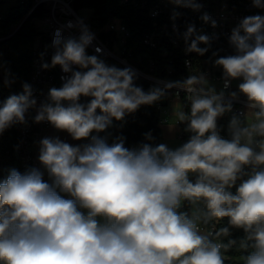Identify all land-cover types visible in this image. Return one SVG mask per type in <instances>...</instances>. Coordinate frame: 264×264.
<instances>
[{"label": "clouds", "instance_id": "obj_1", "mask_svg": "<svg viewBox=\"0 0 264 264\" xmlns=\"http://www.w3.org/2000/svg\"><path fill=\"white\" fill-rule=\"evenodd\" d=\"M253 2L261 6V0ZM77 26L78 36L64 35L65 27ZM193 32L190 26L185 38ZM208 39L196 36L188 51L203 55L207 49L197 45ZM93 40L83 20L54 30L51 66L71 77H61L62 87L49 90L52 103L43 104L35 117L74 140L104 131L113 118L122 120L164 95L159 88L145 93L136 86L132 69L110 67L88 54ZM231 42L237 54L216 64L225 77L243 79L239 90L249 101L244 119L233 116L229 122L231 139L219 135L217 118L232 104L223 102V92L203 87L202 75L175 82L191 104L189 113L175 111V122L186 121L194 133L175 150L165 144L129 150L123 139L110 145L98 136L82 146L42 139L39 161L51 182L37 168L12 170L0 180V264H225L224 251L236 240L223 243L218 237L228 236L229 228L204 234L200 227L224 218L246 234L239 247L251 251L240 258L243 264H264V16L244 18ZM23 87L24 94L10 96L0 107V134L14 121L24 122V113L37 103L31 87ZM81 96L91 97L86 107Z\"/></svg>", "mask_w": 264, "mask_h": 264}, {"label": "trees", "instance_id": "obj_2", "mask_svg": "<svg viewBox=\"0 0 264 264\" xmlns=\"http://www.w3.org/2000/svg\"><path fill=\"white\" fill-rule=\"evenodd\" d=\"M151 0H73V8L79 11L81 8H89V25L98 30L100 36L111 43L117 33L113 30H105L106 24L117 19L124 24L125 40L121 48L125 50L127 59L145 72L166 78H176L186 71L183 64L185 55L189 56L197 66L202 67L204 60L221 58L222 52L218 39L209 32L208 22L202 17L207 8L219 4L223 0H185V3L177 4V9L162 10L156 16L149 15ZM157 1V0H154ZM229 2L244 3L253 0H228ZM166 3L173 0H165ZM189 5L185 7V5ZM200 5L195 8L191 5ZM173 5L176 3L173 2ZM261 8L264 9V0H261ZM31 0L22 4H16L8 8L7 16L0 21V107L12 95L24 94V85L29 84L31 61L34 56L33 43L39 30L34 25L33 19L43 16L45 9L38 7L28 14ZM178 13V15H177ZM176 23V42L167 40L174 30L171 25ZM192 26L194 32L191 36L186 34ZM198 35H206L207 43H198L201 49H207L203 55L194 51H188L193 39ZM148 36L149 42L144 41ZM153 43V44H152ZM100 60L110 66V62L98 56ZM75 70H80L79 66ZM133 83L147 93L148 84L145 79L134 76ZM91 97L81 96L79 103L87 106ZM65 106L69 103L63 102ZM99 112V110H97ZM158 112L153 104L141 105L132 113H125L122 120L112 119V123L101 132H93L91 136H98L107 140L108 144L119 142L123 139L124 147L129 150L139 149L144 144L155 147L161 144L162 130L158 121ZM217 128H219L217 126ZM222 128V127H221ZM225 128V127H223ZM148 134L151 139H148ZM17 130L13 123L0 134V180L6 178L12 170L21 171L18 153L16 150ZM196 177H193L194 182ZM238 185V182H237ZM235 193V187L231 189ZM189 208L185 202L181 210ZM207 228L213 227L215 233L220 228H229V235H221L218 240L227 243L229 239L236 240V244L224 251L225 264H243L241 257L247 255L239 247L246 234L243 229L231 227L227 218L216 222L212 221ZM213 239H216L214 236ZM250 243V242H249Z\"/></svg>", "mask_w": 264, "mask_h": 264}, {"label": "built area", "instance_id": "obj_3", "mask_svg": "<svg viewBox=\"0 0 264 264\" xmlns=\"http://www.w3.org/2000/svg\"><path fill=\"white\" fill-rule=\"evenodd\" d=\"M18 1L16 4H22L21 0H0V5L4 2ZM126 1V0H123ZM73 0H34L31 12L38 7H43L45 12L43 16L33 19L34 25L39 30L36 36L33 49L34 56L31 61L29 84L32 89V97L41 106L45 98L49 96V90L51 88L62 87L65 80L61 77L70 78L71 72L64 73L59 65L55 67L51 66V58L56 51V48L52 46L53 33L54 30L60 28L67 24L68 21L75 23L77 20H83V23L88 26L91 33L94 34V40L92 45L87 48V52L90 55H97L107 59L110 62V67L114 66L118 69L130 68L136 75L146 80L148 84V90L151 91L155 88H159L163 91L164 95L153 104L154 108L158 112L159 123H166L168 118V104L174 99L180 101L182 105V111L185 113L190 112V101L187 99L186 90L183 88L175 86V82H183L190 76H203L207 81L206 85H202L206 88L215 89V93H224L223 102L231 103L232 110L225 112L222 116L217 118V131L219 135L224 139H231L229 132V117L233 116H244L249 112V101L248 98L239 92V84L243 83L242 78L233 79L231 77H225L224 70L222 66L216 64V60L219 58H212L210 60H204L203 66L199 67L193 60L185 55L183 59V64L185 66V73L180 77L176 78H166L163 76L155 75L150 72H145L137 67L134 63L130 62L125 55V50L121 48V44L125 40L124 34V24L117 19L109 22L105 26V30H113L117 33V36L111 43L104 40L98 30H95L89 25L88 16H82L79 11L73 8ZM13 4V5H16ZM12 5V6H13ZM187 5V4H186ZM185 7H188L187 5ZM11 7V6H10ZM255 6L253 1H244V3L229 2L228 0H223L217 5H213L207 8L202 14L209 17L207 20L209 32L212 36L218 39V44L221 48L222 57H227L230 55H236L235 45L231 42V36L233 30L238 29L244 18L248 16L261 15L264 16V9ZM177 9L178 5H173V2L166 3L165 0H151L149 5V15L156 16L162 10L165 11ZM30 12V13H31ZM8 10L6 12L0 11V21H2L7 16ZM25 14V16L29 15ZM213 21H215V26H213ZM174 30L171 36H167V40H173L176 42V32H178V26L173 23L170 27ZM79 26L76 28L68 29L64 28L65 36H78ZM241 35H243V30L241 29ZM3 37L0 36V40ZM144 41L149 42L148 36L144 38ZM153 44V43H152ZM99 48L100 51L96 52L94 49ZM47 63L48 68H44L43 64ZM78 66L73 65L72 69L75 70ZM225 80H227V86L225 85ZM166 85H172L171 87H166ZM200 87V85H198ZM207 89V88H206ZM232 93H235V98H233ZM24 122L14 121L17 125V142L16 150L19 157V162L21 166L20 172H25L30 168H35V157L36 151L41 146V141L47 138L44 135V129L48 127L49 121L47 119L37 122L33 114V106L29 107L24 113ZM178 133L177 137L179 139L180 145L188 142L190 137L194 133L187 130V122H177ZM222 127V128H221ZM225 127V128H223ZM36 148V149H35ZM246 172H250L251 169L245 167ZM196 177L191 174L189 179L192 180ZM244 178H247L246 176ZM238 184L240 181H237ZM202 208L203 205L201 204ZM186 210H189L187 208ZM185 210V211H186ZM202 233L206 234L209 230L212 231L213 227L207 228L200 225Z\"/></svg>", "mask_w": 264, "mask_h": 264}, {"label": "rangeland", "instance_id": "obj_4", "mask_svg": "<svg viewBox=\"0 0 264 264\" xmlns=\"http://www.w3.org/2000/svg\"><path fill=\"white\" fill-rule=\"evenodd\" d=\"M18 1H9V2H4L0 5V11L1 12H6L8 10V8L10 6H12L13 4H16ZM79 13L82 16H88L89 14H91V10L88 8H81L79 10ZM206 88H208L206 86ZM46 103H52L50 97H47L44 99L43 104ZM169 104L171 105V110L172 111H176V110H182V105L180 103V101L174 99L173 101H170ZM41 109V105L36 103L35 106H33V114L36 117V115L38 114V112ZM232 117L228 118V121L230 122ZM239 118L241 120L244 119V116H239ZM175 119L174 116L170 118V120L168 121V123H161L159 124L162 130V139H161V144H165L167 145V147L169 149L175 150L179 147H181L179 139L177 138V134L175 129L177 128L176 124H175ZM44 135L47 138H59L60 140H62L63 142L69 143L72 146H82L84 144H88L91 143V137L87 138V139H81V140H74L72 138V136L67 132V131H62L59 129H56L50 122L48 127H46L44 129ZM178 133V132H177ZM106 140V139H105ZM107 142V140H106ZM108 143V142H107ZM40 148L41 146L37 149L36 151V157H35V168L39 169L40 171H42L44 173V179L48 182L50 181V178L48 176L47 170L45 169L44 165L41 164V162L39 161V155H40ZM36 149V148H35Z\"/></svg>", "mask_w": 264, "mask_h": 264}, {"label": "crops", "instance_id": "obj_5", "mask_svg": "<svg viewBox=\"0 0 264 264\" xmlns=\"http://www.w3.org/2000/svg\"><path fill=\"white\" fill-rule=\"evenodd\" d=\"M168 107H169V110H168V114H166V116H167L168 121H169L170 118L174 116L175 111H172V110H171V105H170V104H168ZM168 121H167L166 123H168ZM175 124L177 125V126H176L177 128L175 129L176 134H177V132H178V124H177V122H176ZM177 138H178V137H177Z\"/></svg>", "mask_w": 264, "mask_h": 264}, {"label": "bare ground", "instance_id": "obj_6", "mask_svg": "<svg viewBox=\"0 0 264 264\" xmlns=\"http://www.w3.org/2000/svg\"><path fill=\"white\" fill-rule=\"evenodd\" d=\"M24 1H26V0H21V2H24ZM33 1H34V0H31V7H30V9H29V11H28L27 13L31 12V8L33 7ZM239 92H240V90H239ZM13 126H14V128L17 130V125H16V123L13 122ZM0 160H1V159H0Z\"/></svg>", "mask_w": 264, "mask_h": 264}]
</instances>
